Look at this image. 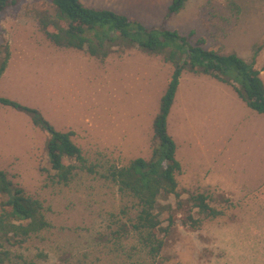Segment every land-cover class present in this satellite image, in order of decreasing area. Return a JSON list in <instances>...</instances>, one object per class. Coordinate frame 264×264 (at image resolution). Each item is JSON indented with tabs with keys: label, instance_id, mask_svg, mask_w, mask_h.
Wrapping results in <instances>:
<instances>
[{
	"label": "rangeland",
	"instance_id": "374dc122",
	"mask_svg": "<svg viewBox=\"0 0 264 264\" xmlns=\"http://www.w3.org/2000/svg\"><path fill=\"white\" fill-rule=\"evenodd\" d=\"M81 1L154 26L161 25L172 2ZM45 11L54 14L50 0H18L0 14V42L7 41L11 51L0 95L36 107L58 130H73L74 141L101 171L112 163L150 158L153 122L172 63L138 46L105 59L56 46L40 29L38 15ZM163 26L182 35L194 29V41L203 37L206 47L235 51L253 62L264 39V0H188ZM254 65L264 80V48ZM168 129L182 164L177 179L184 197L204 191L225 214L198 229L177 223L157 264H264V114L251 109L231 85L184 71ZM47 138L29 114L0 104V168L43 200L51 223L23 244L9 246L6 264L137 261L142 253L132 249L136 239L125 234L126 223L130 226L122 213L132 202L100 174L79 170L69 184L56 182ZM168 201L176 204L174 196Z\"/></svg>",
	"mask_w": 264,
	"mask_h": 264
},
{
	"label": "trees",
	"instance_id": "16d2710c",
	"mask_svg": "<svg viewBox=\"0 0 264 264\" xmlns=\"http://www.w3.org/2000/svg\"><path fill=\"white\" fill-rule=\"evenodd\" d=\"M50 1L54 14L45 11L38 15V22L40 29L56 46L84 50L100 59L126 46H138L162 54L174 66L153 122L151 157H137L125 165L112 163L104 171L90 161L74 141L73 130H58L36 107L0 95V104L29 114L33 124L47 132L49 171L56 182L69 184L79 170L100 174L117 186L123 198L132 202L122 208L130 226L126 223L124 231L126 235L135 236L132 249H140L142 255L129 264H157L166 238L177 223L198 229L205 220L225 214L208 193L195 191L184 197V192L179 189L177 174L182 171V164L177 158V143L168 129V117L181 76L188 71L227 83L251 109L264 114V80L261 70L254 65L264 48V39L256 47L254 61L249 62L235 51L223 53L206 47L203 37L194 41V29L182 35L178 30L163 26L167 19L186 6L188 0H172L160 26L147 25L109 8L87 6L81 0ZM17 4L18 0H0V14ZM231 5L233 9L234 5ZM223 22L230 23L225 17ZM10 56L8 42H0V78L8 67ZM0 194V264H6L11 258L9 246L23 244L51 227V223L46 217L43 200L28 194L1 168ZM170 196L175 197L176 204L168 201ZM162 199L166 202H161ZM118 233L119 238L122 237V233Z\"/></svg>",
	"mask_w": 264,
	"mask_h": 264
},
{
	"label": "crops",
	"instance_id": "0c3cea01",
	"mask_svg": "<svg viewBox=\"0 0 264 264\" xmlns=\"http://www.w3.org/2000/svg\"><path fill=\"white\" fill-rule=\"evenodd\" d=\"M2 77V76H1Z\"/></svg>",
	"mask_w": 264,
	"mask_h": 264
}]
</instances>
